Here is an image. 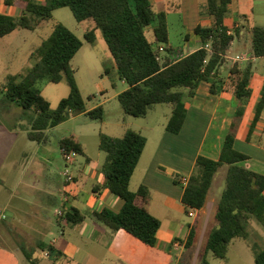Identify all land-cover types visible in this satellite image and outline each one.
Returning <instances> with one entry per match:
<instances>
[{"label": "trees", "instance_id": "16d2710c", "mask_svg": "<svg viewBox=\"0 0 264 264\" xmlns=\"http://www.w3.org/2000/svg\"><path fill=\"white\" fill-rule=\"evenodd\" d=\"M5 5L15 6L18 15L0 12V37L17 28L34 30L41 22L49 20L53 11L69 7L78 22L91 20L92 26L84 32V40L94 45L96 32L101 31L108 50L114 60L119 78L127 88L117 98L123 111L131 116L145 117L158 104L170 107L166 130L180 132L187 113L185 99L195 93L201 81L210 82V93H231L238 105L230 128L225 136L219 156L212 159L198 155L194 168L185 184L181 177L172 173L176 184H182V203L186 214L190 210L202 209L208 191L218 169L226 165V185L221 192L214 213V225L210 228L200 252L198 264H212L209 255L228 261V253L234 239L249 237L248 225L256 219L264 227V173L244 165L249 156L234 147V141L246 105L251 97L250 82L253 59L264 57V27L252 25L248 32L249 61L242 65L227 58L234 39L240 38L243 26L231 27L225 23L231 0H206L204 14L210 19L208 25L198 23L194 33L200 38V46L193 51L188 47L168 46V27L165 10L155 12L151 0H2ZM189 38L185 34L184 40ZM83 41L61 22L54 24L51 33L35 48L31 56L35 62L19 76H9L0 84L4 98L14 102L25 111L27 138L38 144H47V131L76 113L85 112L91 120L101 122L104 117L102 105L86 109L78 88L71 60L80 50ZM163 48V51L160 50ZM225 66V68H224ZM66 79L69 93L58 106L51 108L50 102L37 86L41 80L53 83ZM264 110V84L254 115L249 124L246 139L251 140L257 123L262 120ZM146 137L139 131L126 128L121 136L99 134L100 150L105 152L101 183L94 184L92 191L100 194L108 189L119 197L123 204L118 211L103 208L94 211L97 221L112 231L125 230L143 243L154 246L160 220L149 211L150 189L140 185L130 189V181L141 154L146 146ZM62 150H74L84 154V148L74 138H63L59 142ZM87 160L89 158L87 157ZM161 170H163L161 168ZM70 224L83 221L84 215L74 206H68L59 217ZM197 224L190 226L185 239L176 238L185 248L195 242ZM41 247V246H40ZM252 264H264V246H252ZM55 260L61 251L54 245L43 247ZM26 258L36 263L30 254ZM180 264V263H177Z\"/></svg>", "mask_w": 264, "mask_h": 264}, {"label": "rangeland", "instance_id": "374dc122", "mask_svg": "<svg viewBox=\"0 0 264 264\" xmlns=\"http://www.w3.org/2000/svg\"><path fill=\"white\" fill-rule=\"evenodd\" d=\"M205 3L206 0L154 1L153 10L155 12L160 10L167 12L168 46L185 48L183 47L184 36L190 31L193 22L205 20ZM0 12L18 15L20 10L13 6L5 4L1 6L0 4ZM245 17L248 18V21ZM234 20L264 27V0H232L230 12L225 19L232 32ZM57 22L64 24L83 41L82 47L71 60V66L74 69L75 79L86 109L102 105L104 117L101 122H98L91 120L85 112L76 113L48 130L47 144H38L27 138L29 126L24 109L14 102L7 101L4 98V90L0 86V264H65L61 263L62 261L57 263L54 256H47L43 251V247L48 245L53 237L61 236L57 226L43 232L39 237L27 236L24 233L34 222L31 215L35 212L39 216L50 217L55 222L56 211L66 208L63 206L65 203L62 201L63 194L57 189V184L62 187L66 182L63 174L66 168L76 179L75 185L72 184L73 182L70 183L72 187L81 190L78 199L69 200L75 206L81 207L82 212L88 215L90 209L83 208L82 202H86V199L92 194L91 186L95 179L101 178L106 156L105 152L98 147L99 134L103 132L112 136H121L126 128H132L144 135L148 143L145 152H142L140 157L139 169H141L148 164L157 139L160 137L162 126L167 120L166 114L170 112V107L166 104L156 105L145 117L141 118L131 116L123 111L117 95L127 88V84L117 74L114 60L101 31L97 30L94 45L87 43L84 40V32L92 26V21L78 22L71 9L65 6L55 9L52 18L41 22L34 30L17 28L10 34L0 37V84L9 76L20 78L19 75L27 67L33 65L35 59L31 56L32 52L51 33ZM246 37L249 38V35L243 37L242 42H247ZM240 42L239 38L234 39L228 52L229 55L235 56L241 50ZM263 84L264 57H261L257 59L252 69L250 88L253 96L248 104L246 123L250 112L254 111L255 104L259 100ZM37 86L53 109L69 93V86L65 78L58 83L44 79L39 81ZM66 137L74 138L84 148V154H78L72 164L66 163L59 146L60 140ZM254 141L257 144V134ZM87 157L92 162L88 166L86 164ZM244 165L247 166V163L244 162ZM84 166H87L86 168L91 171L90 174L81 171ZM226 171V165L218 169L209 189L208 201H215L213 208L208 205L196 222L194 217L189 214H181L185 227L197 224L195 242L190 248L180 245L182 247L174 250L172 257L165 264L199 263V254L210 228L215 223L214 213L221 192L226 185ZM135 188L136 176H133L130 189L134 190ZM21 192H26V195L23 200H18L17 195ZM50 193L56 197V202L52 203L47 198V194ZM248 231L249 237L246 240L241 238L233 240L228 253V261L209 255L210 262L212 264H252L254 261L252 246H264V227L256 219H253L248 225ZM41 240L44 242L40 247L37 243ZM131 241H135L131 236L123 239L114 247L118 252L117 255L109 253L105 260L99 261L100 257H98L95 262L135 264L132 262V258H134L138 264L139 258L143 254V248L136 251L135 256L131 258V251L128 249V244L132 243ZM84 243L87 245L86 242L80 241V247ZM85 249L86 252H90V248L86 247ZM26 254H30L32 258L39 261L36 263L29 261ZM160 255V251L155 249H150L148 253L149 258H157L156 256ZM76 258V262L81 264L80 258Z\"/></svg>", "mask_w": 264, "mask_h": 264}, {"label": "crops", "instance_id": "0c3cea01", "mask_svg": "<svg viewBox=\"0 0 264 264\" xmlns=\"http://www.w3.org/2000/svg\"><path fill=\"white\" fill-rule=\"evenodd\" d=\"M154 1L156 0H151L152 4H154ZM0 4L1 6L4 4L2 0H0ZM245 19L248 21L247 17H245ZM209 22L210 19L208 17H205V20H195L191 29H189L190 31L187 33L189 34V38L185 41L183 47H188L189 51L198 48L200 46V38L194 33V27L198 23L208 25ZM235 23L243 26V30L241 31L243 37L246 35L250 37L248 29L252 26L251 24L234 20V24ZM243 37L239 38L241 41V50L236 55L248 53L249 51V38L246 37L247 42H242L244 39ZM232 57L234 56L228 53L227 58L230 62L226 64V67L231 64ZM248 61L249 60L241 62V64L244 65ZM256 61L257 59H253L254 63ZM252 96L253 93L246 105L245 113L240 122L237 136L234 141V147L238 151L249 156V159L245 161L247 163L246 167L264 173V110L262 112V120L257 123L251 140L248 141L246 139L248 127L254 115V111H251L247 123L245 122L248 104ZM185 105L187 113L180 132L172 133L166 130V120L162 126L160 137L157 139L148 164L139 169L141 162V160H139L132 175V178L136 176V188L134 190L140 185H145L150 189L151 200L148 208L149 211L160 220V228L156 233L157 241L154 246L143 243L125 230L112 231L106 225L95 219L93 214L94 211H100L105 207L118 211L123 204V201L112 194L107 188L102 189L100 194H95L92 191L94 184L101 183L103 180L102 176L99 179L96 178L97 180L95 179V182L91 186L92 194L86 199V202H82L83 208L88 207V209H90L88 215L82 212L81 207L75 206L69 200L78 199L81 195V190H79V188L76 189L72 187V184H76L75 177L72 184L64 182L62 187L57 184V189L63 194L62 201L65 202L63 206H74L79 209L84 215L82 222L70 224L59 218L56 213L54 215H56L57 218L54 222L50 217L46 218L43 215H41V217L38 213L34 212L31 215L34 222L30 224L28 231L24 233L27 236L39 237L42 236L43 232L52 230L54 226H57L61 236L53 237L49 243L61 251V255L55 260L57 263L62 261L61 263L65 264H78L76 262V257H79L82 262L81 264H95L98 257H100L99 261H103L107 258L109 253L117 255L118 252L114 247L123 239L130 238L131 236L135 239V241H131L132 243L128 244V249L131 251V258L135 256V253H137L136 251L143 248V254L139 258L138 264H165V262L172 257L174 250H178L182 247L180 246L182 244L176 240V238L185 239L190 229V227H185V223L181 217V214L185 213L182 203L183 183H174L171 174L177 173L181 178L188 177L194 168L195 160L198 155L202 154L212 159H216L219 156L225 136L235 114L238 99L231 93H222L219 95L212 94L210 93V82L201 81L193 96L185 99ZM169 114H166L167 119ZM256 134L258 139L257 144L254 143ZM147 143L148 142H146V144ZM145 149L146 146L143 152H145ZM86 162L87 166L92 163L90 160ZM86 167L84 166L81 171L85 174H90L91 171ZM161 168H163V170H161ZM25 195L26 192H21L17 195L18 200H23ZM47 198L52 203L56 202V197H53L51 193L47 194ZM214 204L215 201H208L207 195L205 206L200 210H196L192 216L194 217V221L196 222L202 213L205 212V208L208 205L213 208ZM80 241L86 242L87 245L84 243V245L80 247ZM43 242L42 240L38 242V246H42L41 244ZM175 243H179V246H176ZM86 247L90 248V252H86ZM150 249L160 251L161 255L156 256L157 258H149L148 253ZM132 262L137 264L134 258H132Z\"/></svg>", "mask_w": 264, "mask_h": 264}, {"label": "built area", "instance_id": "2783aa9c", "mask_svg": "<svg viewBox=\"0 0 264 264\" xmlns=\"http://www.w3.org/2000/svg\"><path fill=\"white\" fill-rule=\"evenodd\" d=\"M231 32H232V31H229V33H231ZM160 50L163 51V48L160 47ZM249 59H250V57H249V55L246 54V53H241V54H238V55H235L234 57H232V61H233V62H235V61H238V62H244V61L249 60ZM61 153H62V156H63V158H64V160L66 161L67 164H72V163L74 162V160H75V157L78 155L77 152L74 151V150H70V151L62 150ZM63 174H64V176H65V178H66L65 181H66L67 183H71V182L74 181V176H73L72 174H70V171L68 170V168H66V169L64 170ZM186 181H187V178H186V177H185V178H184V177L181 178V182H182L183 184H185ZM195 211H196V210L191 209L190 212H189V215H190V216H193L194 213H195ZM62 214H63V210L58 209V210L56 211V215H57L58 217H60ZM175 245H176V246H179V243H175Z\"/></svg>", "mask_w": 264, "mask_h": 264}]
</instances>
